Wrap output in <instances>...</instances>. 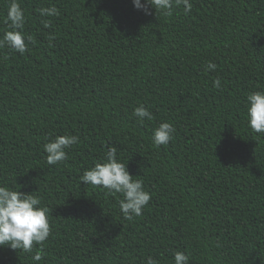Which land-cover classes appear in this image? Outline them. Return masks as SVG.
<instances>
[{
	"label": "trees",
	"instance_id": "16d2710c",
	"mask_svg": "<svg viewBox=\"0 0 264 264\" xmlns=\"http://www.w3.org/2000/svg\"><path fill=\"white\" fill-rule=\"evenodd\" d=\"M11 2L0 0V40ZM16 2L31 42L23 54L0 46V186L49 208L39 264H174L175 251L264 264V133L246 115L247 95L264 90V0H191L187 15L175 0L171 15L132 0ZM141 104L153 119L133 115ZM162 122L175 134L156 147ZM65 134L79 143L49 165L44 144ZM109 146L151 193L131 220L119 194L80 181ZM34 254L4 245L0 264Z\"/></svg>",
	"mask_w": 264,
	"mask_h": 264
},
{
	"label": "clouds",
	"instance_id": "9594fccd",
	"mask_svg": "<svg viewBox=\"0 0 264 264\" xmlns=\"http://www.w3.org/2000/svg\"><path fill=\"white\" fill-rule=\"evenodd\" d=\"M177 5H183L184 14L187 15L193 8L191 0H175ZM137 10L150 14V8L163 15H171L173 0H132ZM41 16H56L58 10L55 7L41 8ZM24 12L16 2L12 0L6 15V23L10 30L6 31L0 46H7L10 50L23 54L27 50L31 37L24 34ZM44 27H50V22L43 21ZM214 62H208L206 70L216 69ZM217 89L221 87L220 78L213 81ZM133 115L143 123L145 119H153L151 111L143 104L136 107ZM246 115L248 126L256 133H264V90L250 92L246 97ZM175 128L170 122H162L154 130L152 142L154 146L168 145L173 139ZM79 143L78 135L65 134L57 136L44 144L47 154V163L56 165L67 159V149ZM83 184L100 186L109 193L119 194V207L128 220L139 217L143 209L151 200V193L145 190L142 179H134L124 163L117 156V148L109 146L105 158L95 163L93 167L84 171L80 177ZM52 228L49 222V208L42 204L41 198L32 192L25 194L13 190L7 186H0V247L9 245L13 250H22L25 253H33V264H39L43 259L45 242L51 235ZM174 264H190L189 255L181 251L173 254ZM145 264H159L152 256L146 258Z\"/></svg>",
	"mask_w": 264,
	"mask_h": 264
}]
</instances>
